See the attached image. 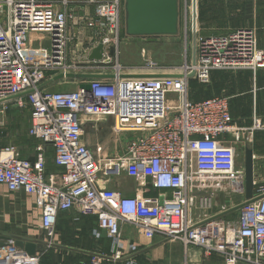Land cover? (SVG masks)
I'll return each mask as SVG.
<instances>
[{
  "label": "built area",
  "instance_id": "1",
  "mask_svg": "<svg viewBox=\"0 0 264 264\" xmlns=\"http://www.w3.org/2000/svg\"><path fill=\"white\" fill-rule=\"evenodd\" d=\"M86 6L94 8L93 15L78 20ZM80 21L101 38L103 60L39 66L23 56L36 35L54 39L61 31L62 46L67 47L75 40L71 25ZM122 37L123 0H0V114L29 106L36 142L34 163L20 158L17 147L0 146V185L37 197L40 226L51 238L60 215L77 210L82 217L96 219L117 251L113 257L94 254L86 264L122 263L125 223L178 242L185 251L194 247L203 260L264 264V184L255 183L254 189V196L263 198L230 219L220 201L227 195H245L244 169L194 156V138L208 144L224 136L248 139L251 134L233 123L226 96L198 102L185 97L151 132L132 140L118 160L120 166H132L140 189L151 186L160 191L162 204L160 198L147 199L140 193L127 197L118 190H98L102 168L83 145L82 132L87 117L113 113L111 82L94 79L88 91L65 93L42 85L60 75L67 79L80 74H130L127 71L135 68L116 61ZM110 46L114 58L108 55ZM136 69L149 70L150 75H181L184 85L192 74L264 69V51L258 47L255 29L239 28L199 40L194 61L183 66L151 62ZM47 146L53 148L57 168L51 174L45 164ZM21 253L22 249L4 248L0 264H37Z\"/></svg>",
  "mask_w": 264,
  "mask_h": 264
},
{
  "label": "crops",
  "instance_id": "2",
  "mask_svg": "<svg viewBox=\"0 0 264 264\" xmlns=\"http://www.w3.org/2000/svg\"><path fill=\"white\" fill-rule=\"evenodd\" d=\"M248 1L264 2V0ZM93 13L94 8L86 6L78 13V20H82L84 16L91 17ZM81 23L80 21L78 25H71L70 33L75 40L67 47L62 46L61 36L57 37L61 35V31H58L54 39L48 37L51 42V54L48 59L42 60L36 52L28 53L29 51L26 52L25 58L39 66L61 63L79 64L87 61L93 49L101 42V38L95 29L86 28ZM227 26L229 28L222 35L249 26L255 29L258 34V47L264 51V14L260 13V10L256 9V13L252 14L249 22L230 23ZM156 42L154 39L125 38L123 53L125 56L131 53L142 55L146 49L150 51L159 45ZM107 52L110 57H115L113 46L107 48ZM150 53L145 54L147 56ZM194 59L195 47L191 61L193 62ZM151 62L162 63L159 60H148L143 65L138 64L140 66L127 64L124 67L139 68ZM138 80H141L139 84L142 92L129 91L128 81L123 98L114 99L117 102L113 105L111 115L94 113L85 119L82 143L102 168L99 191L118 190L127 197L140 193L147 199H154L160 198L162 193L151 186L140 189L132 176V166L129 165L126 168L123 165L120 166L118 160L132 140L151 132L159 122L171 115L175 105L181 103L185 97L188 98V89L183 88L179 83L182 79ZM92 81L67 78L62 82L60 80L53 83L46 87V90L61 93L78 91L81 85L90 84ZM204 82H206L205 85L213 88L211 96L230 98L233 123L245 130V133L251 131V134L248 139L247 136L239 139L224 136L208 144L199 138H194L192 140L194 156L203 161H219L234 168L244 169L246 143L251 142L254 151L255 183L264 184V69L213 72L204 77ZM150 86L155 88L157 93L148 92L145 89ZM11 109L5 113L8 114ZM4 120L1 121L3 123L1 127L5 125ZM35 144L33 139L32 151L27 153V156L17 142L0 146L17 147L20 158L34 163ZM45 164L49 174L57 170L51 146L46 148ZM40 222L38 200L34 194L10 192L0 185V233L21 238L41 239L48 243L47 246H38V258L34 260L37 264H86L94 254L113 257L117 251L106 233L98 228L96 219L82 217L77 210L60 215L52 238L42 230ZM121 242L123 244L121 252L124 257L121 264H185V262L186 264H223L218 260L203 262L198 249L188 248L185 251L183 245L178 242H164L160 235L149 234L146 230L128 223L122 225ZM22 248L23 243L16 240L13 249L21 250ZM3 249L0 247V251Z\"/></svg>",
  "mask_w": 264,
  "mask_h": 264
},
{
  "label": "rangeland",
  "instance_id": "3",
  "mask_svg": "<svg viewBox=\"0 0 264 264\" xmlns=\"http://www.w3.org/2000/svg\"><path fill=\"white\" fill-rule=\"evenodd\" d=\"M182 2V36L179 39H154L159 45L153 47L152 50L146 49L142 55L123 53V44L125 37L120 42L119 64L124 67L127 64L131 66H140L148 60H159L162 63L158 65H177L183 66L185 62H191L194 47H197L199 40L209 36L222 35L229 28L230 23L245 22L252 19V14L256 13V9L264 14V2H251L241 0H181ZM263 9V10H262ZM243 17V18H242ZM85 27V22L81 23ZM80 24V25H81ZM82 26V27H83ZM227 26V27H226ZM89 28V26H86ZM250 27V26H249ZM248 27V28H249ZM258 36V34H257ZM49 36L38 35L33 36L28 44L27 50L23 53L27 57V53H35L42 57V60L48 59L51 54ZM59 37V35L57 36ZM69 45V44H68ZM261 50V49H260ZM263 51V50H262ZM121 54V55H120ZM145 54V55H144ZM154 62V61H153ZM165 63V64H163ZM129 75H150L149 70L130 69ZM153 72V71H152ZM205 75H196L188 78L183 88L188 89V98L193 101H202L204 99L214 97L211 96L213 88L205 85ZM63 79L61 80V82ZM141 80H130L129 91L132 93L140 91ZM178 82V80L176 81ZM182 81L179 80V83ZM148 92L157 93L152 86L145 88ZM144 91V89H143ZM137 95V94H136ZM114 103L117 102L113 100ZM176 106V105H175ZM174 109V108H173ZM5 119V120H4ZM5 121L3 127L0 126V145H6L11 142H17L24 151V155L30 153L33 148V139L31 134V109L24 105L18 109H11L10 112L0 114V122ZM244 201V196L227 195L222 198L221 205L223 208H232ZM237 217V213H235ZM111 240V239H110ZM112 244L113 241L111 240ZM99 251V250H98ZM201 261H205L200 257ZM217 261V260H216ZM207 262V261H206ZM186 264V262H185Z\"/></svg>",
  "mask_w": 264,
  "mask_h": 264
},
{
  "label": "water",
  "instance_id": "4",
  "mask_svg": "<svg viewBox=\"0 0 264 264\" xmlns=\"http://www.w3.org/2000/svg\"><path fill=\"white\" fill-rule=\"evenodd\" d=\"M123 34L126 39H179L182 36V2L181 0H123ZM105 48L103 43H99L93 49L88 61H101L104 58ZM194 77V74L190 76ZM68 79H86V80H106L110 81V88L115 98L121 100L126 83L134 79H183L181 75H129V74H111V75H68ZM64 79L63 75L48 80L42 85L46 88L55 82ZM90 89V84H83L79 91L84 92ZM245 195L244 201L230 209L225 215H231L239 212L242 208L258 202L263 197H255V179H254V151L251 142L246 143L245 149ZM163 199L160 198V204ZM16 240L23 243L21 256L32 260L38 258V246H47L48 243L40 240L15 237L0 233V247H13ZM164 242H168L164 240Z\"/></svg>",
  "mask_w": 264,
  "mask_h": 264
},
{
  "label": "trees",
  "instance_id": "5",
  "mask_svg": "<svg viewBox=\"0 0 264 264\" xmlns=\"http://www.w3.org/2000/svg\"><path fill=\"white\" fill-rule=\"evenodd\" d=\"M123 36H124V34H123ZM211 98V97H210ZM189 99V98H188ZM208 99V98H207ZM190 100V99H189ZM205 100V99H204ZM191 101H193V100H191ZM194 102H198V101H194ZM236 215H235V213L234 214H231V215H229L228 216V218H230V219H235L234 217H235ZM191 249L193 248V249H196V248H194V247H190ZM189 248V249H190ZM201 255V253H199V256Z\"/></svg>",
  "mask_w": 264,
  "mask_h": 264
}]
</instances>
